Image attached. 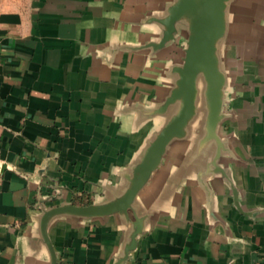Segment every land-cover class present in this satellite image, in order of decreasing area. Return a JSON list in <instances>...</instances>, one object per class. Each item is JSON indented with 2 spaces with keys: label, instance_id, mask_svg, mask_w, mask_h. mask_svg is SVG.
<instances>
[{
  "label": "crops",
  "instance_id": "0c3cea01",
  "mask_svg": "<svg viewBox=\"0 0 264 264\" xmlns=\"http://www.w3.org/2000/svg\"><path fill=\"white\" fill-rule=\"evenodd\" d=\"M178 1L0 0V264H51L44 210L130 187L182 104L190 18L165 41L160 23ZM219 22L220 121L199 72L128 209L48 220L57 264H264V0H225Z\"/></svg>",
  "mask_w": 264,
  "mask_h": 264
},
{
  "label": "water",
  "instance_id": "95a60500",
  "mask_svg": "<svg viewBox=\"0 0 264 264\" xmlns=\"http://www.w3.org/2000/svg\"><path fill=\"white\" fill-rule=\"evenodd\" d=\"M225 0H179L169 14L160 20L164 27V41L171 39L176 31L175 24L183 17L190 18V35L187 40L185 56L181 68L178 69L179 88L175 96L182 98L178 112L165 124L164 128L153 142L144 160L135 168L130 187L121 199L105 205L77 206L62 204L44 210L40 216L39 227L42 238L49 250L51 264H57L56 252L47 235V222L50 218L70 213L85 217H96L113 214L130 207L140 188L145 184L152 171L158 165L169 140L178 133L193 113L195 104V78L197 73H203L210 83V96L214 104L212 124H217L221 115L216 110L218 88L221 75L215 68L213 39L220 31L219 17ZM137 228L139 226L137 225ZM138 231V229H137ZM134 245V242H133Z\"/></svg>",
  "mask_w": 264,
  "mask_h": 264
}]
</instances>
